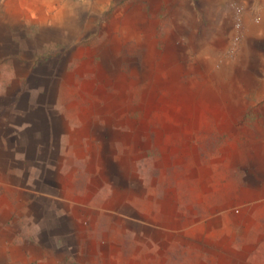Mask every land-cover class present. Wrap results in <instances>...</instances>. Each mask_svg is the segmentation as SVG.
<instances>
[{
    "label": "rangeland",
    "instance_id": "1",
    "mask_svg": "<svg viewBox=\"0 0 264 264\" xmlns=\"http://www.w3.org/2000/svg\"><path fill=\"white\" fill-rule=\"evenodd\" d=\"M137 5L0 0V264L10 240L58 264H154L159 215L182 229L173 264H249L251 231L260 261L264 92L198 85L137 42Z\"/></svg>",
    "mask_w": 264,
    "mask_h": 264
},
{
    "label": "crops",
    "instance_id": "2",
    "mask_svg": "<svg viewBox=\"0 0 264 264\" xmlns=\"http://www.w3.org/2000/svg\"><path fill=\"white\" fill-rule=\"evenodd\" d=\"M233 3L242 6L241 37L234 47ZM64 9L66 8L62 10ZM134 10L137 15L135 25L137 42L148 38L149 44L163 46L162 51L168 55L167 59L163 60L173 62L178 60L180 66L177 69L183 70V74L194 73L202 78L199 83L193 81V84L212 86L219 81L225 85H245L246 82H251L257 87V91L264 92V0H138ZM261 197L264 199V193ZM147 199L149 201L147 207L157 203L153 197ZM117 203L119 204L118 200ZM124 207L125 204H122L118 210L125 212ZM160 219L165 221L167 227H171L160 231L163 243L169 245L164 254L160 250L154 252L147 261L154 264H173L172 260L179 259L182 251H177L178 255L174 256L170 245L184 243L181 240L182 234H178L182 229H178L179 231L172 229L175 224L170 222L172 219L169 215L167 218L165 215H159L158 220ZM256 233L255 230L254 234ZM259 236L260 256L254 254L255 259L260 258L259 262L252 261V231L249 234V241L245 240V253L246 257L249 254V264H264V222ZM133 237L135 246L145 243L146 237L149 240L153 239L150 234L140 229L135 230ZM3 244L4 242L0 240L1 247ZM17 246L21 248L19 260L15 259ZM8 250L9 256L15 260L6 264H58L56 260L42 259L41 255L40 259L33 254L30 255L25 244L21 242L17 244L10 240ZM95 251L92 252H104L102 246L95 248ZM91 255L95 262L105 260L103 257L100 259L94 254ZM144 255L143 252L132 250L125 259V264H140L145 259Z\"/></svg>",
    "mask_w": 264,
    "mask_h": 264
},
{
    "label": "built area",
    "instance_id": "3",
    "mask_svg": "<svg viewBox=\"0 0 264 264\" xmlns=\"http://www.w3.org/2000/svg\"><path fill=\"white\" fill-rule=\"evenodd\" d=\"M234 8V28L235 33L233 36V47L235 46V43H237L241 37V28H242V6L236 3H233ZM232 47V49H234Z\"/></svg>",
    "mask_w": 264,
    "mask_h": 264
}]
</instances>
